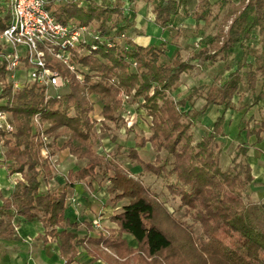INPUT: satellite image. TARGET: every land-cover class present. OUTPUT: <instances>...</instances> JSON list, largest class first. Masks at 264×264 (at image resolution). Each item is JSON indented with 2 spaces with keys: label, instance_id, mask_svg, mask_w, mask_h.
Here are the masks:
<instances>
[{
  "label": "trees",
  "instance_id": "trees-1",
  "mask_svg": "<svg viewBox=\"0 0 264 264\" xmlns=\"http://www.w3.org/2000/svg\"><path fill=\"white\" fill-rule=\"evenodd\" d=\"M134 1L48 0L47 8L60 22L90 26L98 38L84 43L82 52L73 51L77 71L59 61L52 65L68 79L59 95L47 98L46 87L37 81L17 89L7 81L0 90V108L10 114L14 124L12 131L0 133L6 146L3 161L10 174H21L8 194L0 188V239L16 238L17 219L22 217L42 223L44 232L38 238L58 240L60 256L67 264L76 259L80 246L93 259L103 258L109 263L264 264V200L247 198L254 180L249 145L239 143L230 165L224 168L219 144L225 136V111L234 106L240 86L251 90L252 103L264 97L263 90L256 93L258 82H264V0H198L193 13L197 26L202 22L209 25L224 12L216 32L210 41L195 48L189 59H184L178 49L169 60H165L171 49L167 36L142 44L131 34L136 20ZM147 1L154 21L163 30L173 25L189 2ZM9 2L0 0V33L12 20ZM257 27L258 47L252 61L250 42ZM239 51L232 68L233 53ZM194 59L223 60L231 70L223 81L213 76L182 95L181 76L192 71ZM0 73L6 79L2 66ZM199 97L204 103L198 108L195 100ZM95 99L102 106L92 118ZM135 103L144 109L145 120L149 118L150 133L137 137L126 148L119 144L118 152L124 150L144 173L162 177L172 197L178 198L183 219L174 216L148 185L114 157L96 149V124H125L123 116ZM211 105H220L222 112L212 128L197 138L200 115ZM36 116L47 125L39 126ZM42 132L51 140L44 141ZM263 132L264 112L260 125L249 127L247 134H255L261 141ZM147 143L157 153L154 161L139 154ZM44 147L51 154L68 148L77 160L85 161L68 170L66 186L97 176L110 180L106 190L111 203L122 202L110 216L116 227L107 230L86 220L82 221L86 231L79 232L82 222L66 217L67 189H41L42 183L55 174ZM124 233L134 236L137 245H130Z\"/></svg>",
  "mask_w": 264,
  "mask_h": 264
},
{
  "label": "rangeland",
  "instance_id": "rangeland-1",
  "mask_svg": "<svg viewBox=\"0 0 264 264\" xmlns=\"http://www.w3.org/2000/svg\"><path fill=\"white\" fill-rule=\"evenodd\" d=\"M78 1H82V0H78ZM197 3H198V0H189L187 6L181 8L179 14L174 18L175 19L174 24L171 26L170 31L168 32V35L166 38V44L177 43L179 46L182 45L184 50L182 51L183 55L182 54L181 55L184 59H189L192 54V51L195 48H198L200 44H204L213 38V35L217 29V23L224 14V12L221 11L219 18L213 20L209 25H205L202 22L199 26H197L196 20L193 15L194 9ZM132 5L135 8L137 19L141 18V15H137L138 12H141L143 14V20L145 18L142 26H145L146 21H147L148 26H149V32L153 34L154 38L157 35H161V29H159L156 26L157 23L154 21L155 14L152 11L151 4L147 0H135ZM217 10L218 8L215 7V11ZM91 30L94 31L93 28H91ZM139 30L142 31L143 28H139ZM258 31H259V28L257 27L255 29L254 38L250 42L251 48L249 52V58L252 61H254V53L258 47V44L256 42ZM174 52H175V49L171 48L165 60L171 59V57H173L174 55ZM240 54H241L240 51L233 53L234 55L233 59L230 61L231 66L234 65L235 61L238 59ZM47 59L52 65H54L55 61H59L63 63L60 59L56 58L55 56L49 53L47 55ZM193 61L195 63V66L192 69V71L189 73L184 72L182 73V76H181L182 84L179 88V91L182 95L190 91L191 87L211 80L213 76L217 77V79L220 81H223L228 76L229 72L226 69H224L226 64L221 63L220 62L221 60H219V62L217 61L212 62V61H200L199 59H194ZM56 69L58 68L56 67ZM194 74L197 78L193 76ZM18 77L20 81L27 82L28 80L27 71L26 72L22 71V73ZM260 83H261V80L259 81V84ZM64 87L65 86H62L59 92H63ZM263 88L264 87L260 89L262 90ZM244 89L245 88H243V90ZM243 90L240 89L238 94L236 95L235 100H234L235 106L239 105V103H242L243 101L246 103H249L250 101L253 100L251 90L248 89V92H247L248 98L243 97ZM238 97H241L240 100ZM262 100L264 101V97ZM262 100L259 102V104L260 103L263 104ZM94 101H95L94 110L90 113L92 118L97 117L101 109V106H102L99 100L95 99ZM203 103H204V98L202 97L196 98L195 107L199 108L201 107ZM255 111H256L254 115L255 117L253 116L251 119L247 120L248 125L250 124L257 125V126L260 125V117L264 112V108L258 107ZM233 113L234 112L232 110L229 111V114H233ZM216 116H217V113H216L215 108H209L205 113L200 115L201 120H200L199 126L198 128L195 129L197 138L201 136L203 131H207L206 130L207 128L208 130L212 128V125L216 119ZM145 117H146V113L144 109L138 108V105L135 103L129 106L128 110L123 116V121L125 124H121L117 126L113 123H110L109 126H102L101 122L99 121L96 124V134L98 137L96 149L99 153L105 154L108 158L114 157L115 161L121 164L127 171H129L130 173H132L133 175L141 179L145 185H148L151 191H154V193L158 195L160 201L163 203L165 202L166 207H168L169 211L172 214H174V216L179 217L180 219H183L182 211L178 209V198L174 199L172 197V195L168 191V188L165 186V181L162 179V177L156 176L153 173L152 174L144 173L141 170L140 165L133 163L129 159V157L127 156L124 150H122L121 152H118L119 144L124 145L126 148L129 145L133 144L135 140L137 139V137L142 136V135H145V136L149 135L150 127H149V121H147V119L149 120V118L145 120ZM245 123H246L245 121L244 122L242 121V124H245ZM46 125L47 123L45 124L42 123V126H46ZM132 126H133V129L128 131L127 129ZM46 136H47V140H44V141L48 142L49 140H51V138L48 135ZM232 136H234L233 133H232ZM219 144L221 147H224V143H222V141H220ZM5 148L6 146L3 144V142H0V178H1L0 187L2 186V188L3 187L6 188V186H8L9 184L14 183L8 171V166L3 161V152ZM234 149L235 148H233V145H229L226 147V153L229 154V152L233 151ZM49 152H50L49 148L44 147L43 153L44 155H47L49 159L51 160V162L54 164L53 165L55 168L54 175L59 177L60 180L57 179V181L58 182L60 181L59 183L62 185H63L62 183L63 180L61 179L65 177L69 169L71 168L76 169L79 166L85 164L84 160H77L73 158L72 156H69L71 157L72 161H69V163L66 162V164L63 166L62 164H60L61 161H60V156L58 155L59 153L57 152L55 154H51ZM64 153L68 154L69 152L68 150H66ZM139 154L141 155L143 159L148 160V161H154L155 158L157 157L156 156L157 153L152 148L150 143H147L146 146L141 147L139 149ZM162 155H164V152L162 153ZM227 161H228L227 156L225 154L223 156L221 155V162H222L221 164H223L224 168H226L228 165ZM258 163H259V160L257 159L256 161L254 160V169L256 170V172H258V167L260 166ZM14 174H15L14 178L17 177L15 178V180L21 177L20 173H14ZM92 180L91 181L82 180V181H85L84 182L85 188L87 184L92 183ZM94 182H95L94 186L98 190L100 189L103 191H107L106 186L109 184L110 180L107 178L103 179L101 176H97L94 179ZM44 183L45 182H43V185ZM50 187H57V186L51 185ZM90 188H92V186ZM42 189L46 190L45 186H43ZM247 198H252V199L257 198L256 196H254L252 192V188L251 190H249V195ZM261 198H264V196L261 195ZM108 202L109 204L111 202L109 196H108ZM121 203L122 202H118L117 204H112V205L116 207V205L121 204ZM96 218L99 220V223L101 224L100 226L102 225L104 226L102 222V218H100V216H97ZM82 230L84 231L83 227H82ZM220 236H225V235L222 232H220Z\"/></svg>",
  "mask_w": 264,
  "mask_h": 264
},
{
  "label": "crops",
  "instance_id": "crops-1",
  "mask_svg": "<svg viewBox=\"0 0 264 264\" xmlns=\"http://www.w3.org/2000/svg\"><path fill=\"white\" fill-rule=\"evenodd\" d=\"M137 15H141L140 19H137L134 24V30L131 32V34L135 37V39L142 43L147 44L150 41L158 42L160 40L161 36H167L168 32L170 31V27L161 28L158 24L156 26L161 29V35H157L155 38L153 34L149 32V26L148 22L146 21V25H143V14L141 12H138ZM174 24V23H173ZM139 28H143L142 31L139 30ZM171 48H174L176 50H180V53L183 55L184 48L182 45H178L177 43H171L169 44ZM219 62V61H217ZM221 63H224L223 60L220 61ZM221 66V65H220ZM233 68V66H231ZM221 68V67H220ZM228 72L231 69H228L226 66L225 68ZM217 72V71H216ZM220 72V71H219ZM195 76V74L193 75ZM196 77V76H195ZM197 78V77H196ZM257 90L256 93L259 92L264 87V83L261 81V83L257 84ZM246 85H241L240 89L243 90V97L248 98V89L246 88ZM239 89V90H240ZM264 91V88L262 89ZM252 96L253 93L251 92ZM239 100L241 97H238ZM254 99V96H253ZM235 100V98H234ZM253 101V100H252ZM250 101L249 103L242 102L239 103V105H234L232 108H228L225 111V122H224V132L225 136L221 137L219 141H222L224 143V147H222L223 152L222 156L225 154L228 158V165L231 163L232 154L234 152L231 151L226 153V147L229 145H233V148H235L239 143H246L249 145L248 150V161L250 162V165L252 167V173L254 175V180L252 184L250 185V189L252 188V192L254 196H256V200H264V198H261V195L264 196V132L262 133V140L257 141L256 135H248L247 131L249 127L254 126L253 124L248 125L247 120L251 119L255 115V110L258 107L264 108V101L263 104L258 103H252ZM241 102V101H239ZM209 108H215L217 116L222 112V107L220 105H211ZM208 108V109H209ZM232 110L234 113L229 114V111ZM216 116V118H217ZM255 117V116H254ZM244 120H243V119ZM261 118V117H260ZM242 121L246 122L245 124H242ZM257 126V125H255ZM208 130V128L206 129ZM232 133L234 136H232ZM226 146V147H225ZM68 150V148L61 150L58 152L60 156V164L63 166L66 164V162L69 163V161H72L71 157L76 159L74 155H72L69 150L68 154H65L64 152ZM63 153V154H62ZM228 154V155H227ZM259 160V167L258 172L254 169V160ZM75 162V161H74ZM59 163V162H58ZM222 163V162H221ZM223 166V164H222ZM226 166V165H225ZM224 167V166H223ZM226 167V168H227ZM3 168V167H2ZM15 174H10L12 177V181L15 183ZM14 178V180H13ZM57 179L56 175L47 183H42L41 189L43 186L47 189L51 185L53 186H61L65 189H67L68 192V207L66 209V217H68L71 221H93L97 216H100L102 218V222L104 226L102 227L104 229H109L111 227H116V223L112 222L110 220V216L119 209L121 204L116 205L114 207L112 203L108 202V196L109 194L107 191L98 190L94 185V179L92 180L91 184H87L85 188V181H78L76 182L72 187L66 186V175L63 179V185L60 184ZM11 180V179H10ZM60 180V179H59ZM11 183V182H10ZM14 183L9 184L8 186L0 188L3 189L5 194H8L11 189L14 186ZM92 186V188H90ZM44 190V189H42ZM18 225L16 226V238H9V239H0V242L2 243V247L0 248V264H63L64 260L61 258L59 253V245L58 240L48 237V241H44L43 239L38 238V235L40 233L44 232V227L40 221H28L22 217H18L17 219ZM84 226V222H82V227ZM82 227L80 229V233H84L86 229L83 227L84 231L82 230ZM124 237L127 238L130 245L136 246L137 244L136 239L134 236L128 233L123 234ZM119 261H122L121 258L118 259ZM75 264H120L117 262L109 263L107 260L103 258L99 259H93V255L88 253L86 248L84 246L79 247L78 255L76 256V259L74 260Z\"/></svg>",
  "mask_w": 264,
  "mask_h": 264
},
{
  "label": "built area",
  "instance_id": "built-area-1",
  "mask_svg": "<svg viewBox=\"0 0 264 264\" xmlns=\"http://www.w3.org/2000/svg\"><path fill=\"white\" fill-rule=\"evenodd\" d=\"M47 3L48 0H10L12 20L0 33V66L6 73V79H2L0 73V90L7 81L12 83L13 89L37 81L46 87L47 98L59 95L68 79L48 61V53L60 59L71 71H77V64L72 60L73 51L82 52L84 43L98 38L90 26L60 22L47 8ZM22 71H27V82L19 80ZM77 77L82 78L80 72ZM35 120L42 127L39 116ZM13 129L10 114L0 108V133ZM42 137L47 140L43 132ZM93 222L101 225L97 218ZM63 264L67 263L64 261ZM71 264H75L74 261Z\"/></svg>",
  "mask_w": 264,
  "mask_h": 264
},
{
  "label": "bare ground",
  "instance_id": "bare-ground-1",
  "mask_svg": "<svg viewBox=\"0 0 264 264\" xmlns=\"http://www.w3.org/2000/svg\"><path fill=\"white\" fill-rule=\"evenodd\" d=\"M1 179V178H0ZM1 184V183H0Z\"/></svg>",
  "mask_w": 264,
  "mask_h": 264
}]
</instances>
